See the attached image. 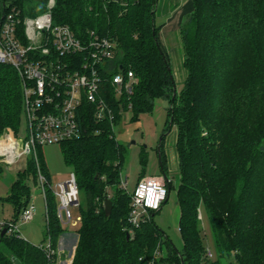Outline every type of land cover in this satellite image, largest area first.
<instances>
[{"label":"trees","instance_id":"obj_1","mask_svg":"<svg viewBox=\"0 0 264 264\" xmlns=\"http://www.w3.org/2000/svg\"><path fill=\"white\" fill-rule=\"evenodd\" d=\"M53 21L69 25L79 38L94 31L116 39L112 66L132 70L137 79L131 96H115L103 85L113 107L115 123L131 112L140 122L158 98L170 102L169 129L177 128L176 151L183 241L176 248L154 218L128 234L130 193L121 187L125 148L107 123L79 140L61 143L65 163L75 173L84 197L79 240L72 264H264V0H191L193 10L180 28L187 78L174 96L173 73L156 25L159 0H55ZM49 0H0V19L12 8L23 15L46 11ZM23 27H20L22 31ZM252 55V57L250 56ZM22 81L9 65H0V137L19 132ZM145 166V156L141 157ZM42 174L51 177L38 151ZM164 172L168 171L162 161ZM3 163L0 162V174ZM34 157L17 172L12 194L16 218L31 200L30 182L39 186ZM172 188V183H168ZM112 193H110V191ZM170 192V191H169ZM113 208L106 215L105 202ZM49 231L55 244L65 229L57 217V201L48 189ZM209 221L214 259L206 256L200 215ZM142 258V259H141ZM36 245L6 234L0 241V264H45Z\"/></svg>","mask_w":264,"mask_h":264},{"label":"built area","instance_id":"obj_2","mask_svg":"<svg viewBox=\"0 0 264 264\" xmlns=\"http://www.w3.org/2000/svg\"><path fill=\"white\" fill-rule=\"evenodd\" d=\"M55 4V0H49L46 11L37 16H25L14 7L0 19V65L12 66L20 76L26 122V138L11 133L0 137V162L15 165L23 158L28 161L34 157L46 206V223L49 224L50 189L57 201V217L65 229L66 225L81 222V217L74 220L72 214V207L80 206L77 178L72 172L68 180L49 184L41 171L38 147L82 139L91 129L89 117L97 129L107 123L114 130L115 113L103 85L110 82L117 98L128 97L133 94L137 79L132 70L124 72L120 66L116 72L112 66L118 53L116 39L94 31L87 38H79L69 25L54 23ZM121 187L128 189L127 179L122 180ZM169 191L162 175L137 182L130 193L127 219L130 235L162 209ZM36 212L31 195L18 220L30 222ZM4 228H8V234L26 240L13 223H0V233ZM63 234L55 244L47 226L46 243L37 246L46 255L45 264H72L79 235L64 237ZM162 255L158 249L150 264H156ZM206 256L214 259L216 253L207 247Z\"/></svg>","mask_w":264,"mask_h":264},{"label":"rangeland","instance_id":"obj_3","mask_svg":"<svg viewBox=\"0 0 264 264\" xmlns=\"http://www.w3.org/2000/svg\"><path fill=\"white\" fill-rule=\"evenodd\" d=\"M169 1L172 3L173 0H159L156 18L157 26L164 25L167 21L166 18H162L161 14L165 9L170 8ZM161 30L162 27L159 33ZM168 38L169 39L164 41V46L162 42L161 45L167 55L177 90L181 91L187 78V70L184 65L183 43L176 32H173ZM250 56L252 57V55ZM169 107V101L158 98L155 100L152 111L141 114L140 122H131L130 112L128 115L124 116L122 121L116 124L114 133L116 139L125 148V163L122 166L121 181L127 179V190L129 193L133 191L139 180L146 177L161 175V162L158 149L163 136H165L161 147L162 161L168 171L172 188L168 200L165 202L162 209L155 215L154 220L159 228L171 238L176 248L181 249L183 241L179 230L180 208L176 191L179 183V163L176 151L177 128L173 126L169 129L171 120ZM6 133H11L20 138H26V122L23 110L18 134L13 131ZM4 134L5 133L2 135ZM38 151L44 159L52 184H57L69 179L72 168L65 163L60 144L40 146L38 147ZM142 156L146 158L145 166L141 163ZM27 163L28 161L26 158L21 159L15 165L3 163V169L0 174V223H13L23 238L38 246L45 244L47 240V223L45 219L46 206L41 188L30 182L31 195L37 206L36 217L30 222L19 221L18 218H16L15 206L8 200L9 196L12 194L17 172L25 168ZM109 191L112 193L111 190ZM80 204L85 208L86 204L82 195L80 196ZM72 214L74 220L81 217V207H72ZM200 220V228L205 239V244L207 247L215 250L213 247L211 227L204 209L201 211ZM80 225L81 222H77L73 225H66L63 236H78ZM161 249L162 253L166 254V246L163 245ZM223 263L237 264L233 256L225 258Z\"/></svg>","mask_w":264,"mask_h":264},{"label":"crops","instance_id":"obj_4","mask_svg":"<svg viewBox=\"0 0 264 264\" xmlns=\"http://www.w3.org/2000/svg\"><path fill=\"white\" fill-rule=\"evenodd\" d=\"M170 2L171 1H169L170 8L165 9V11H163L161 14L162 18H166L167 20L164 25H161L162 30L159 33V37L163 46L164 41L166 39H169L168 37L171 36L173 32H176L180 36V39L182 41L180 35L181 25L185 20L186 16L193 10V3L191 0H173L172 3Z\"/></svg>","mask_w":264,"mask_h":264},{"label":"water","instance_id":"obj_5","mask_svg":"<svg viewBox=\"0 0 264 264\" xmlns=\"http://www.w3.org/2000/svg\"><path fill=\"white\" fill-rule=\"evenodd\" d=\"M176 93H177V87H176V84H175V86H174V96H173V100L176 97ZM172 122H173V119L171 118L170 124H172ZM163 138H165V136H163ZM158 150H159V159H160V162H161V152H160L161 149H160V146H159V149ZM161 171H162L161 172L162 176L169 183L170 182V179H169L168 175L163 170L162 162H161ZM112 208H113L112 200L110 198L106 199V202H105V212H106V215H110L111 214ZM7 232H8V228H4L1 231V233H0V241L7 234ZM129 236H130V234L128 233L127 234V237H129Z\"/></svg>","mask_w":264,"mask_h":264},{"label":"flooded vegetation","instance_id":"obj_6","mask_svg":"<svg viewBox=\"0 0 264 264\" xmlns=\"http://www.w3.org/2000/svg\"><path fill=\"white\" fill-rule=\"evenodd\" d=\"M163 139H164V138H163ZM163 139H162L161 144H160V149H161V147H162ZM161 150H162V149H161ZM161 150H160V152H161Z\"/></svg>","mask_w":264,"mask_h":264}]
</instances>
